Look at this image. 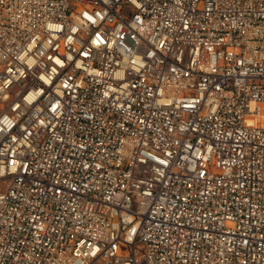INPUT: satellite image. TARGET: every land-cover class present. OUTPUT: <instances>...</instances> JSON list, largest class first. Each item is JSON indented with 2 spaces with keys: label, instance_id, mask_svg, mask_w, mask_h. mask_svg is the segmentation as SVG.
Listing matches in <instances>:
<instances>
[{
  "label": "built area",
  "instance_id": "obj_1",
  "mask_svg": "<svg viewBox=\"0 0 264 264\" xmlns=\"http://www.w3.org/2000/svg\"><path fill=\"white\" fill-rule=\"evenodd\" d=\"M0 264H264V0H0Z\"/></svg>",
  "mask_w": 264,
  "mask_h": 264
}]
</instances>
